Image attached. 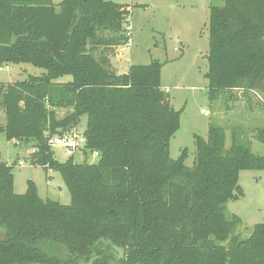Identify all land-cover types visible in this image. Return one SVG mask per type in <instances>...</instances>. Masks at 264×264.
Wrapping results in <instances>:
<instances>
[{
    "label": "trees",
    "instance_id": "16d2710c",
    "mask_svg": "<svg viewBox=\"0 0 264 264\" xmlns=\"http://www.w3.org/2000/svg\"><path fill=\"white\" fill-rule=\"evenodd\" d=\"M129 14L114 0H0V67L45 70L0 85V132L35 149L31 164L60 172L71 192L70 204L42 198L29 180L18 194L13 166L0 161V264H264V222L244 238L241 216L226 215L244 195L240 173L264 170V155L246 128L232 127L227 146V131L212 124L195 138L192 166L187 149L170 155L181 110L162 86V63L122 73L107 59L128 40ZM208 59L212 99L229 93L233 104L237 90L264 99V0L211 5ZM59 108L71 112L59 118ZM85 115L84 159L59 160L48 136ZM250 131L264 144V128Z\"/></svg>",
    "mask_w": 264,
    "mask_h": 264
},
{
    "label": "rangeland",
    "instance_id": "374dc122",
    "mask_svg": "<svg viewBox=\"0 0 264 264\" xmlns=\"http://www.w3.org/2000/svg\"><path fill=\"white\" fill-rule=\"evenodd\" d=\"M53 1L59 8V3L63 0ZM114 1L127 3L132 8L128 21L131 34L126 42L117 43V46L111 48L113 55L107 56V59L113 67H120L123 72L128 71L132 64H149L153 60L162 63V84L167 87L174 108L181 110L180 126L170 140V155L176 159L187 149L186 164L192 166L196 156L195 138L197 135L207 138L211 124L227 131V146L231 144L232 127L240 125L246 128V142L255 153L264 155V144L250 131L264 128V99L256 95L248 99L245 106L249 112L245 121L243 117L244 124L239 116L230 118L232 98L229 93H223L216 99L210 97V8L211 5L223 6L225 0ZM98 55L100 56V52ZM44 72L43 68L31 63L3 64L0 67V85L22 81L29 75H41ZM71 79V75H66L59 81ZM247 97L244 95L245 100ZM203 110L208 111V114ZM70 112L69 108L57 109L59 118ZM5 121L4 107L0 103V124ZM86 125L85 115L76 127L84 132ZM32 150L30 145L17 143L0 132V161L13 166L15 192L25 193L28 181L34 180L42 198L50 197L63 204H70L71 192L60 172L32 165ZM54 151L59 160L68 159L63 149L56 148ZM98 160V157H89L91 163ZM19 161H23L24 165H19ZM240 185L244 189V195L226 203V215L241 216L243 222L237 233L246 238L251 235L255 224L264 222V170H243ZM58 254H63V250Z\"/></svg>",
    "mask_w": 264,
    "mask_h": 264
},
{
    "label": "built area",
    "instance_id": "2783aa9c",
    "mask_svg": "<svg viewBox=\"0 0 264 264\" xmlns=\"http://www.w3.org/2000/svg\"><path fill=\"white\" fill-rule=\"evenodd\" d=\"M131 14L128 15L127 21L124 24L126 34L129 36L131 32L129 31L128 21L130 20ZM208 114V111H205ZM48 145L55 150L56 148H61L64 150L68 157H75L78 160L84 159V149L87 146V138L84 132H81L78 127L74 126L72 128L63 130L61 133L48 136ZM35 149L32 150V153ZM93 157L99 158V152H93L91 154ZM91 163V162H90ZM19 165H24L23 161H19Z\"/></svg>",
    "mask_w": 264,
    "mask_h": 264
},
{
    "label": "crops",
    "instance_id": "0c3cea01",
    "mask_svg": "<svg viewBox=\"0 0 264 264\" xmlns=\"http://www.w3.org/2000/svg\"><path fill=\"white\" fill-rule=\"evenodd\" d=\"M7 68H9V66H7ZM116 69H119L118 71L119 72H122L123 73V71H121V68L119 67V68H116ZM124 72H127V71H124ZM162 86H163V84H162ZM164 87V86H163ZM165 89L167 88V87H164ZM236 93L238 94L237 95V98H236V101H234V103L232 104V106H231V111H230V118L231 119H234V117L235 116H239V117H241L242 118V122H243V117H244V121H245V118H246V116H247V113L249 112L248 110H246L247 109V107L245 106V103L248 101V99H249V97L250 98H253L252 96L253 95H256L258 98H261V99H263L262 98V96L261 95H259L258 93H256V92H252V93H250V96L248 95V97H247V99L245 100L244 99V95H243V93H242V90H237L236 91ZM250 109V108H249ZM234 121V120H233ZM236 122V121H235ZM237 123H240V122H238L237 121ZM244 123V122H243ZM245 124V123H244ZM241 174V173H240Z\"/></svg>",
    "mask_w": 264,
    "mask_h": 264
},
{
    "label": "water",
    "instance_id": "95a60500",
    "mask_svg": "<svg viewBox=\"0 0 264 264\" xmlns=\"http://www.w3.org/2000/svg\"><path fill=\"white\" fill-rule=\"evenodd\" d=\"M5 238H6V233H5V232H2V231H0V240H1V241H4V240H5Z\"/></svg>",
    "mask_w": 264,
    "mask_h": 264
}]
</instances>
